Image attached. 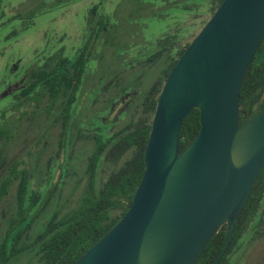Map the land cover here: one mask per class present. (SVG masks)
<instances>
[{"label": "water", "instance_id": "water-1", "mask_svg": "<svg viewBox=\"0 0 264 264\" xmlns=\"http://www.w3.org/2000/svg\"><path fill=\"white\" fill-rule=\"evenodd\" d=\"M263 35L264 0L219 4L162 85L129 208L72 264H194L226 224L217 264L264 165V110L241 123L239 103ZM193 107L201 127L179 151Z\"/></svg>", "mask_w": 264, "mask_h": 264}, {"label": "trees", "instance_id": "trees-1", "mask_svg": "<svg viewBox=\"0 0 264 264\" xmlns=\"http://www.w3.org/2000/svg\"><path fill=\"white\" fill-rule=\"evenodd\" d=\"M76 1L78 0H41L37 6L29 8L23 14L17 13L11 20L34 18L45 12L39 8L44 4L62 7ZM137 1L146 9L147 7L150 9L147 14L152 13L155 18H161L170 13L181 16L183 14L211 16L223 0ZM157 6L161 8L151 10V7ZM207 20H202L203 26ZM102 24L103 30L107 31L113 26L109 16L105 17ZM192 26L185 27V31L188 33ZM13 33L11 36L15 35ZM191 36L194 38L196 34L193 33ZM167 42L160 40L157 50L148 57L154 65L159 64L157 67L160 71L154 75L147 88L138 92L139 101L134 100L117 120L107 123L108 126L105 124L106 128L104 127L102 132H95L89 136L92 150L87 154L86 161L80 165L81 170H76V164L73 163L71 175L77 176L75 189L79 187L81 191L76 205L65 212L52 205L55 191L66 181L64 179L68 178V172H62V180L56 187L45 186L36 190L26 187L25 181L22 180L24 182L19 184L13 194L11 210L5 212V218L0 215V264H15L22 258H26L30 264H72L126 212L145 169L144 150L160 90L176 61L190 43L186 41L183 45L175 46V40ZM85 51L84 48L73 58L72 73L59 72L58 68L55 77L57 93L61 91L63 95H67L71 89V98L68 96V99H62V107L67 108L71 105L73 112L75 94L88 61ZM49 77L48 71L41 72L37 83L51 86ZM113 78L115 82L119 77ZM263 79L264 35L241 82L239 91L241 123L264 110V85L258 87ZM123 118L126 120L116 126V122ZM200 127L199 109L193 107L181 122L179 151L193 140ZM103 162H110L115 168L102 176L99 173ZM9 183V180L0 178V201L8 196ZM263 225L264 165L235 220L231 243L217 264H232L230 256L240 248L247 233L254 229V235H263ZM260 226L262 229H259ZM226 228V224L219 228L194 264H211L225 243Z\"/></svg>", "mask_w": 264, "mask_h": 264}, {"label": "rangeland", "instance_id": "rangeland-1", "mask_svg": "<svg viewBox=\"0 0 264 264\" xmlns=\"http://www.w3.org/2000/svg\"><path fill=\"white\" fill-rule=\"evenodd\" d=\"M39 1L41 0H0V96L3 93L4 81L9 76V73H7L8 62L16 54L23 52L26 57H22V59L23 62H26L30 56V58L33 57L36 48L43 46L46 39L50 43L54 42V49L52 50L57 53L60 48H63V53L67 55L76 53L82 43L87 40L86 35L89 34V8L100 0H78L69 5L45 11L31 19L21 20V18H16L11 20L12 16L17 13H25ZM48 5L50 4H47L44 8ZM99 7L100 16H103V20L109 16L113 26L109 27L108 31L103 30L98 39L91 41L90 45L88 44L91 59L83 74L82 86L77 93L78 101L74 108V122L76 123L87 124L88 120L94 117L92 116L93 113L102 106V98L98 99L96 97L102 87L105 107L109 106L112 98L115 99L119 96L121 93L120 88L131 86V88L137 89L138 92L147 88L154 79V75L160 71L157 67L159 64L154 65L153 62L148 60L151 53L159 47L160 40L164 43H168V40L170 42L175 40V46L183 45L184 42L191 41L193 38L191 34H197L200 31L203 26L202 20L210 17L209 14H183L181 16L177 13H170L161 16V18H155L152 13L147 14L150 9L148 7L146 9L137 0H103ZM160 8V6L151 7V10H159ZM202 9H205V7H202ZM165 11H168L167 7ZM29 22H32L33 25L25 35L20 37V41L21 39L24 41L19 42L17 45L16 38H11L9 41L5 40L6 35L12 33V29H17L21 23L29 24ZM189 25L193 26L187 33L185 27ZM115 76L119 78L113 82ZM9 99L10 97L0 98V107L3 102ZM134 100L139 101L137 97ZM117 105L113 112L106 115V120L115 119L123 104L117 103ZM101 112L99 111V114ZM96 115L97 113H95ZM125 120L126 118L117 121L116 126H119ZM97 124L103 130L104 127L108 126L107 124L106 126L100 125V122L94 118L93 125L96 126ZM90 133L91 131H89ZM91 150L90 140L78 139L74 141L73 162L77 165L84 163L86 155ZM112 168H115L114 164L103 162L99 174L103 176ZM76 170H81V167L76 168ZM46 176L47 173H40V179ZM59 178L60 174L57 168L54 174V180L56 179L57 184L60 182ZM75 178H77L76 175H71L55 191L52 202L53 207L56 205V208L65 212L76 205L81 191L79 187L77 190L75 189L77 184ZM13 191L14 188L11 193ZM259 229H262V226ZM253 231L254 229L247 233L240 248L231 254L232 264H264V234L254 235ZM15 264L30 263L26 258H22Z\"/></svg>", "mask_w": 264, "mask_h": 264}, {"label": "flooded vegetation", "instance_id": "flooded-vegetation-1", "mask_svg": "<svg viewBox=\"0 0 264 264\" xmlns=\"http://www.w3.org/2000/svg\"><path fill=\"white\" fill-rule=\"evenodd\" d=\"M102 3L103 0H100L89 8V34L86 35L87 40L82 43L76 53L64 54L63 48H60L57 53L52 50L54 49V42L50 43L46 39L43 46L36 48L33 57L30 58V56L26 62H23L22 59V57H26L23 52L16 54L8 62L7 73L9 76L4 81L3 93L0 96V98L10 97L0 107V178L10 181V193L8 192V196L3 197L0 201V215L3 218H5V212L11 210L12 194L15 193L20 183L25 181L26 187L36 190L45 186L56 187L57 181L54 180V174L57 168L59 169L60 181L62 180V172H68V177H70L72 165L75 163L73 162L74 141L78 139L89 140L90 135L95 132H102L103 129L100 128L99 124L93 125L94 118L100 122V125L117 120L119 115L137 97L138 90L134 87L120 88L119 96L115 99L112 98L109 106L105 107L102 87L96 96L98 99L102 98V106L93 113L92 116L94 117H91L87 124H82L74 122L75 111L73 112L71 105L67 108L62 107V99L66 100L68 96L71 98V89L68 90L67 95H63L61 91L58 93L56 91L57 69L59 68V72L72 73L73 58L84 48L88 57L85 70L88 67L91 59V51L88 49L89 43L98 39L103 31L102 22L104 20L99 13L101 7L99 5ZM45 6L47 5H41L40 10L48 11L58 8L56 5H48L44 8ZM32 25V22L29 24L21 23L17 29H12L11 32H14L15 35L11 37L12 33L7 34L5 40L9 41L11 38H16L18 45L19 42L24 41L23 39L20 41L21 35H25ZM45 71L50 74L51 86L37 83L39 81L38 76ZM84 72L75 94L74 106L78 101L77 93L82 86ZM117 103L123 104V106L116 114L115 119L106 120V115L114 111L118 106ZM99 111H102L101 114ZM95 113H97L96 116ZM89 131H91L90 134ZM80 165L76 164L75 167L78 168ZM41 172L47 173V176L40 179ZM13 188L14 191L11 193Z\"/></svg>", "mask_w": 264, "mask_h": 264}]
</instances>
